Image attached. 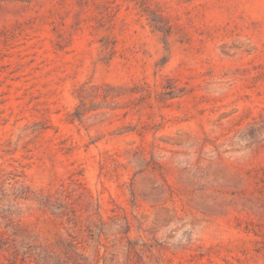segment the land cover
Returning a JSON list of instances; mask_svg holds the SVG:
<instances>
[{
    "label": "rangeland",
    "instance_id": "obj_1",
    "mask_svg": "<svg viewBox=\"0 0 264 264\" xmlns=\"http://www.w3.org/2000/svg\"><path fill=\"white\" fill-rule=\"evenodd\" d=\"M60 238L264 264V0H0V245Z\"/></svg>",
    "mask_w": 264,
    "mask_h": 264
},
{
    "label": "trees",
    "instance_id": "obj_2",
    "mask_svg": "<svg viewBox=\"0 0 264 264\" xmlns=\"http://www.w3.org/2000/svg\"><path fill=\"white\" fill-rule=\"evenodd\" d=\"M0 250L8 253L0 264H91L79 245L62 238L58 245H0Z\"/></svg>",
    "mask_w": 264,
    "mask_h": 264
}]
</instances>
